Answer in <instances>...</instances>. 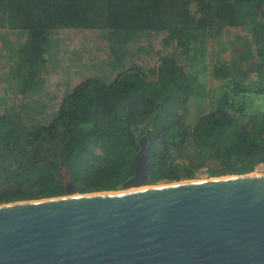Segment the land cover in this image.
Masks as SVG:
<instances>
[{"label": "trees", "instance_id": "1", "mask_svg": "<svg viewBox=\"0 0 264 264\" xmlns=\"http://www.w3.org/2000/svg\"><path fill=\"white\" fill-rule=\"evenodd\" d=\"M5 26L25 33L15 53L24 97L38 90L48 44L60 28H98L118 70L111 79L80 80L47 122L37 121L23 100L14 110L0 109V203L66 194V184L55 181L63 168L80 193L123 188L141 137L149 144L148 184L192 178V169L179 175L172 163L189 136L219 164L209 176L248 173L264 162V111L247 117L217 108L188 126L183 109L204 94L203 83L167 52L148 68L131 60L151 33L177 50L188 48L197 31L249 26L252 45L240 50L248 63L235 56L231 67L219 68L221 76L230 70L243 81L264 68V0H0Z\"/></svg>", "mask_w": 264, "mask_h": 264}, {"label": "water", "instance_id": "2", "mask_svg": "<svg viewBox=\"0 0 264 264\" xmlns=\"http://www.w3.org/2000/svg\"><path fill=\"white\" fill-rule=\"evenodd\" d=\"M0 203V264H264V172ZM75 193L73 189L67 190Z\"/></svg>", "mask_w": 264, "mask_h": 264}, {"label": "rangeland", "instance_id": "3", "mask_svg": "<svg viewBox=\"0 0 264 264\" xmlns=\"http://www.w3.org/2000/svg\"><path fill=\"white\" fill-rule=\"evenodd\" d=\"M197 8L196 3L190 4L192 11ZM250 34L249 26L200 30L190 39L188 48L173 50L171 46L161 43L160 34L151 33L142 40V52H138L136 57L132 56L131 60L148 68L160 54L167 52L182 63L190 78L203 83L204 94L191 96L183 109V122L188 126L201 114L217 108H225L233 115L248 117L264 111V68L252 72L243 81H238L230 70L221 76L219 68L220 63L231 67L235 56L241 58L242 66L248 63L246 57H241L243 54L240 50L252 45ZM24 39L25 33L20 29L10 26L0 28V109L14 110L23 100L36 110L34 118L37 121L47 122L57 109L60 98L80 80L89 76L111 79L118 70L98 28H60L52 34L48 44L38 90L24 97L17 92L19 79L15 72V53ZM90 147L95 156L100 153L99 149L92 145ZM172 163L179 175L192 169L193 176L189 179L215 177L209 176V172L216 170L219 165L208 149L195 148L190 136L182 149L173 154ZM68 172L63 168L55 181L62 180L71 192L74 188ZM252 172H264V162L256 165ZM56 182L52 186H57ZM167 182L161 180L158 184ZM129 188L132 187L124 186L118 191ZM68 194L73 193L67 191L60 196Z\"/></svg>", "mask_w": 264, "mask_h": 264}, {"label": "bare ground", "instance_id": "4", "mask_svg": "<svg viewBox=\"0 0 264 264\" xmlns=\"http://www.w3.org/2000/svg\"><path fill=\"white\" fill-rule=\"evenodd\" d=\"M222 177H225V176H222ZM144 186H147V185H144ZM144 186H131L132 188H129V189H125V190H132V189H136V188H138V187H144ZM118 191V190H117ZM121 191V190H120ZM74 195L75 194H78V193H73ZM72 194V195H73ZM69 195V194H68ZM71 195V194H70Z\"/></svg>", "mask_w": 264, "mask_h": 264}]
</instances>
